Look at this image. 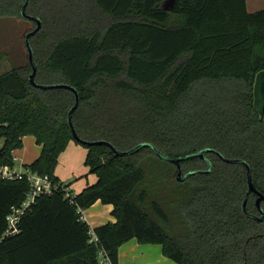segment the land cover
<instances>
[{"label":"trees","instance_id":"obj_1","mask_svg":"<svg viewBox=\"0 0 264 264\" xmlns=\"http://www.w3.org/2000/svg\"><path fill=\"white\" fill-rule=\"evenodd\" d=\"M164 1L30 0L26 13L42 23L31 38L35 81L77 89L72 122L82 140L121 151L149 142L174 157L210 148L247 161L264 194V114L254 107L264 9L249 12L246 0H174L165 9ZM24 3L0 0V17L24 18ZM25 19L31 31L36 22ZM31 72L24 63L0 74V166L14 167L13 152L33 135L41 152L28 168L60 181L59 158L74 141L88 148L96 182L73 202L62 190L40 196L20 232L5 236L30 182L0 179V264H102L101 250L119 264V248L132 238L161 244L177 264H264V221L242 210L245 165L208 151L212 171L179 181L176 165L149 147L121 156L83 144L68 123L74 92L37 88ZM181 165L184 173L209 167L199 157ZM257 198L248 199L252 214ZM97 200L113 205L116 222L91 228L83 210Z\"/></svg>","mask_w":264,"mask_h":264},{"label":"crops","instance_id":"obj_2","mask_svg":"<svg viewBox=\"0 0 264 264\" xmlns=\"http://www.w3.org/2000/svg\"><path fill=\"white\" fill-rule=\"evenodd\" d=\"M247 10L249 12H256L264 9V0H246ZM35 137L33 135H26L23 138V147L17 149L13 152L15 167L17 169H22L29 166L33 161H35L41 152V146L37 144L34 145V150L30 155H27V149L33 145L35 142ZM37 143V142H36ZM88 153V148L82 144L71 141L65 151L61 154L59 162L56 168V175L61 181L69 182L71 188L76 192H80L86 186L96 182V176L92 173L81 174L76 179L72 181L71 176L73 173H63L60 170V163L62 159H67L68 166H74L76 168L82 162L85 164V159ZM85 181L81 185H77L81 182L82 178ZM77 185V186H76ZM96 207V208H94ZM113 205L104 204L100 200H97L92 206L83 210V215L85 220L91 226L95 228L99 225L105 224L107 222H116V218L112 215ZM89 211V212H88ZM119 264H177L174 260L170 259L163 253L162 245L159 243H141L136 238H132L129 241L122 244L119 248Z\"/></svg>","mask_w":264,"mask_h":264},{"label":"water","instance_id":"obj_3","mask_svg":"<svg viewBox=\"0 0 264 264\" xmlns=\"http://www.w3.org/2000/svg\"><path fill=\"white\" fill-rule=\"evenodd\" d=\"M29 1L30 0H25V3H24L22 10H21V14L24 18H27L29 20L36 22V26L26 34V46H27V50H28V58H29V62L31 64V66H32V72L29 76L30 82L32 83V85H34L40 89L67 88V89H70L74 92L75 103L69 111L68 123H69V127L71 129V132L73 134V137L76 140L82 142L83 144H88V145H106V146L110 147L115 152V154L121 155V156L131 155V154L138 152L142 148L149 147V148L153 149L154 152L160 158L167 160V161L176 165V167L178 169L177 179L179 181H184L196 173H209V172H211L213 169V165H212V162L209 159H207L206 152L214 151L217 153V155L222 160H224L228 163L243 164L246 166V168H247V190H246L245 196L243 198L242 210L248 217H250L254 220L260 221V222L264 221V209L261 205V202L264 201V194H262L255 187L254 182H253V178H252V173H251V166L247 161H245L243 159L229 158V157L224 156L220 152L212 150L210 148H204V149L197 150V151L191 152V153L183 155V156L174 157V156L165 155L164 153L159 151L153 144H151L149 142H142V143L135 145L134 147H132L129 150L121 151V150L117 149L113 144H111L110 142L105 141V140H96V141L82 140L78 136V134L74 128L73 122H72V116L80 105V96H79L77 89L75 87H73L69 84H65V83L40 84V83H37L35 81V77L37 74V68L38 67H37V63L35 62V59H34V51H33L32 45H31V38L41 29L42 23H41V20L39 18L28 15L26 13V8L28 6ZM173 2H174V0H165L164 5H163L164 8L169 9L172 6ZM254 107L258 111L259 114H261V115L264 114V70H261L256 74L255 83H254ZM198 157L205 160L208 163V165H209L208 169H197V170H191V171L184 173L181 162L184 160H187V159L198 158ZM252 192H254L258 195V198L256 200V205H257L259 214H252V213L248 212V210H247L248 199H249Z\"/></svg>","mask_w":264,"mask_h":264},{"label":"built area","instance_id":"obj_4","mask_svg":"<svg viewBox=\"0 0 264 264\" xmlns=\"http://www.w3.org/2000/svg\"><path fill=\"white\" fill-rule=\"evenodd\" d=\"M27 178L30 182V188L25 194V200L20 206H14L12 211L7 216V228L5 230V236H13L20 232V221L22 216L30 211L37 199L40 196L50 195L54 191L62 190L64 198L74 201L76 192L69 186V182L52 180L48 175H41L33 172L28 166L17 169L9 166H0V179L14 180ZM83 218L85 219L84 215ZM97 236L94 231L91 230V241H97ZM101 263L108 264V258L104 250H101Z\"/></svg>","mask_w":264,"mask_h":264},{"label":"rangeland","instance_id":"obj_5","mask_svg":"<svg viewBox=\"0 0 264 264\" xmlns=\"http://www.w3.org/2000/svg\"><path fill=\"white\" fill-rule=\"evenodd\" d=\"M29 28V23L25 18L13 19L0 17V74L10 70L12 67L30 63L26 46V34L29 32ZM34 145L37 146L36 140L27 149V155L33 152ZM66 160L62 159L60 170L65 174L73 173L70 178L72 181H76L81 174H89L90 169L84 162L74 168V166H68ZM84 181L85 178L83 177L77 185H81Z\"/></svg>","mask_w":264,"mask_h":264}]
</instances>
